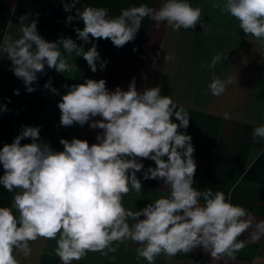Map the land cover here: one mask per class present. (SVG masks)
I'll return each instance as SVG.
<instances>
[{
  "label": "clouds",
  "instance_id": "clouds-1",
  "mask_svg": "<svg viewBox=\"0 0 264 264\" xmlns=\"http://www.w3.org/2000/svg\"><path fill=\"white\" fill-rule=\"evenodd\" d=\"M77 3H63V9H75L67 23L83 22L82 29L74 28L82 44L63 36L52 42L44 39L37 30L38 18L27 14L18 18L17 34H5L0 42V56L11 62L28 93L35 91L33 84L38 74H46V66L59 74L77 71L74 57H82L93 73L103 70L108 61L92 41L110 40L122 48L135 40L145 18L157 30L161 25L173 32L205 26L202 9L189 0H162L158 8L133 5L117 16L103 7L81 10ZM212 7L235 18L243 33L264 47V0H215ZM84 44L91 47L85 51ZM174 59L166 54L165 63ZM222 60H227V53L215 54L206 65V94L219 97L234 82L231 75L215 74ZM44 87L59 94L51 78ZM64 87L67 91L57 105L60 125L83 127L90 122V128L103 131L97 143L61 139L63 150L55 151L41 141L40 127L23 125L13 142L0 148V185L13 194L10 206L0 207V264H20L15 253L27 258L31 243L41 238L55 240L54 253L61 264H78L90 252L108 257L129 241L138 245L137 257L148 264L197 248L210 255L212 264H234L249 243L264 238V219L233 204L222 191L193 186L195 148L192 137L180 131L189 127L190 114L171 96L161 95L159 86L138 91L133 78L127 90L118 86L110 91L104 79L85 78ZM0 111H7L6 106L0 105ZM24 139L31 143L21 144ZM252 139L264 145V124L253 129ZM144 159L155 166L145 168ZM141 171L143 180L163 181L169 194L139 210L125 207L124 196L143 190L137 177ZM245 233L248 239H240Z\"/></svg>",
  "mask_w": 264,
  "mask_h": 264
},
{
  "label": "crops",
  "instance_id": "crops-1",
  "mask_svg": "<svg viewBox=\"0 0 264 264\" xmlns=\"http://www.w3.org/2000/svg\"><path fill=\"white\" fill-rule=\"evenodd\" d=\"M67 2L71 0H0V42L5 34H17L18 18L27 14L30 19L38 18L37 30L44 39L52 42L63 36L82 44L74 28L82 29L83 22L67 23V16L75 15V9L71 13L64 11L63 3ZM214 2L189 0L193 7L202 9L204 28L197 25L195 29L173 32L161 25L157 30L153 21L145 18L135 40L122 48L115 47L110 40H93L101 58L108 61L103 70L98 68L93 73L82 57L73 58L78 70L72 73L59 74L46 66V74H38L32 93H28L23 82L13 74L11 62L0 56V105L7 108L0 111V148L12 143L23 125L40 127L41 141L55 151L63 150L61 139L79 138L90 145L97 143L96 137L103 130L90 128V122L83 127L60 125L57 105L67 91L64 86L91 78L104 79L110 91L118 86L127 90L135 78L138 91L159 86L161 95L171 96L178 106L189 112V127L180 131L192 137L195 148L197 169L193 186L198 190L222 191L233 204L264 219V145H255L252 139L253 129L264 124V47L251 35L246 36L235 18L213 8ZM161 3L162 0H79L76 7L81 10L86 6L103 7L109 9L110 15L117 16L121 9L133 5L158 8ZM83 46L87 51L91 44ZM219 52L227 53V60L217 64L215 74L221 78L231 75L234 82L217 97L206 94L210 82L206 65ZM166 54L175 59L165 63ZM49 78L59 94L44 87ZM15 89L19 90V95L14 94ZM174 122L179 123L175 119ZM26 143L31 140L21 141V144ZM142 163L145 168L155 166L147 159ZM3 174L0 165V176ZM137 177L142 180L143 190L124 196L125 207L139 210L169 194L163 181L143 180V171L138 172ZM12 195L0 185V207L10 206ZM240 239L247 240V233ZM55 247V240L41 238L31 243L32 251L27 258L20 252L15 255L20 264H61L54 253ZM137 247L133 242H125L108 257L90 252L78 264H148L137 257ZM112 256L115 259L110 258ZM155 264H212V258L197 248L172 258L157 257ZM234 264H264V238L249 243L238 253Z\"/></svg>",
  "mask_w": 264,
  "mask_h": 264
}]
</instances>
